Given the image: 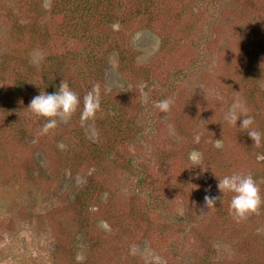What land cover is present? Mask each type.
I'll use <instances>...</instances> for the list:
<instances>
[{
  "label": "rangeland",
  "instance_id": "rangeland-1",
  "mask_svg": "<svg viewBox=\"0 0 264 264\" xmlns=\"http://www.w3.org/2000/svg\"><path fill=\"white\" fill-rule=\"evenodd\" d=\"M66 1L0 0V264H264V204L240 222L229 196L204 204L234 171L264 199V146L222 126L240 96L264 132V0H110L98 6L109 20ZM76 22L107 25L114 47L96 75L109 97L84 126L81 104L40 135L43 119L26 109L59 87L64 58L82 64L89 32ZM164 98L167 114L154 107Z\"/></svg>",
  "mask_w": 264,
  "mask_h": 264
},
{
  "label": "clouds",
  "instance_id": "clouds-1",
  "mask_svg": "<svg viewBox=\"0 0 264 264\" xmlns=\"http://www.w3.org/2000/svg\"><path fill=\"white\" fill-rule=\"evenodd\" d=\"M81 104L79 122L81 126H84L100 110L101 96L98 86L93 85L81 98L62 81L54 92L41 91L32 97L26 110L35 117L43 119L44 122L39 129V134L46 135L57 128L60 122L70 118ZM171 104V98H164L155 101L154 107L161 113L167 114ZM222 120V126H236L241 133H247L253 141L254 147L264 146V132L254 127V117L249 114L246 102L240 96L233 98L223 113ZM238 121L239 125H237ZM217 142L219 143V140ZM187 158L192 165L190 168L199 166L201 173L206 170L200 163L199 154L195 151L190 152ZM216 178L218 191L222 195L219 197L206 195L204 197V204L208 210L216 207L217 200L222 205L223 198L227 195L229 196L228 214L236 222L245 220L251 214L259 213L261 205L264 204V199H262L260 189L250 173L234 171L220 177L216 176Z\"/></svg>",
  "mask_w": 264,
  "mask_h": 264
},
{
  "label": "trees",
  "instance_id": "trees-1",
  "mask_svg": "<svg viewBox=\"0 0 264 264\" xmlns=\"http://www.w3.org/2000/svg\"><path fill=\"white\" fill-rule=\"evenodd\" d=\"M102 1V2H101ZM110 0H67L66 4L68 8H72L71 12L75 14L76 16H84V15H92L93 17H102L104 20H109L112 18L111 15H103L106 14L103 10H100L98 8L99 4L101 3V9H103V5L108 8V10L112 9ZM76 30L83 32H89L87 36L88 41V52L85 55L84 60L82 61V64L79 65V62L74 64L75 56L70 55L69 58L71 59L73 65L65 62V58L60 62V68L55 71L54 76L55 78L61 79V81H64L66 76L68 75L72 82L76 85H80V88L89 90L93 85L98 86V76L96 75V71L99 67H101L103 61L106 57H104V52L110 48L114 47L111 45V41H109V35H106L107 33L104 31L105 27L107 26L105 23L102 25H88L86 27H82L77 22L75 23ZM91 27V28H90ZM103 32V33H102ZM117 50L120 49V44H116ZM120 52V51H119ZM126 57V56H125ZM122 57L121 59H123ZM126 61V60H125ZM127 62V61H126ZM125 62V63H126ZM63 71H65V74H63ZM146 74L148 75L149 71L148 69H145ZM150 75V74H149ZM148 75V76H149ZM147 76V77H148ZM255 76L251 78L252 82L254 81ZM53 81L50 82L47 86H53ZM45 88V87H43ZM48 88V87H47ZM100 96H101V102L103 99L108 96L109 93H105L102 90L101 87H99ZM87 92V91H85ZM111 97V93H110ZM112 102L109 101L105 105H109ZM126 103V102H125ZM128 104V103H127ZM127 104H122V107L124 109L127 107ZM108 115H110L116 126L122 129V125L126 122V114L123 112V109L119 108V104L117 101L114 100V102L111 104L110 108L108 109Z\"/></svg>",
  "mask_w": 264,
  "mask_h": 264
}]
</instances>
